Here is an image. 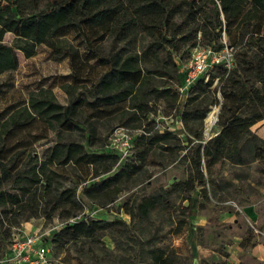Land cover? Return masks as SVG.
Masks as SVG:
<instances>
[{"label": "trees", "instance_id": "16d2710c", "mask_svg": "<svg viewBox=\"0 0 264 264\" xmlns=\"http://www.w3.org/2000/svg\"><path fill=\"white\" fill-rule=\"evenodd\" d=\"M123 12L135 16L133 25L118 22ZM8 34L11 44L5 42ZM76 41L84 46L85 61L104 68L95 81L62 85L66 104L40 87L0 112V260L11 257L15 233L32 219L57 221L49 238L59 249L82 240L98 242L107 231L125 229L122 220L84 216L83 200L111 204L121 192L120 182L132 178L154 148L183 149L185 178L125 203L121 210L132 221L147 220L152 211L167 207L172 195L188 203L178 207L177 215L190 217L194 194L207 201L221 190L230 200L231 182L225 176L219 184L212 179L224 175L227 164L256 162L264 168V139L251 130L264 122V0H0V76L16 69L17 52L31 58L42 45L59 62L73 55ZM224 42L236 50L234 66L228 73L214 68L222 73L221 86L213 87L215 76L200 77L187 90L179 123L186 133L182 146L180 126L154 128L153 107L163 105L169 116L180 97L181 59L197 47L218 51ZM218 104L219 130L204 140L203 120ZM118 127L137 131L131 141L134 162L111 175L119 158L107 147L101 150L105 135ZM51 134L55 141L41 159L36 145ZM68 167L83 179L89 172L93 180L81 187V199L76 197L78 182L64 185ZM182 228L191 236L197 229L180 218L177 238ZM251 240L246 230L240 244ZM148 255L151 264H171V254L162 247L152 246Z\"/></svg>", "mask_w": 264, "mask_h": 264}, {"label": "rangeland", "instance_id": "374dc122", "mask_svg": "<svg viewBox=\"0 0 264 264\" xmlns=\"http://www.w3.org/2000/svg\"><path fill=\"white\" fill-rule=\"evenodd\" d=\"M117 20L122 24L133 25L135 16L128 12H123L118 16ZM66 36L72 37L70 33H67ZM222 39L225 40V37L222 36ZM12 40L13 36L11 34L5 36L7 44H11ZM75 44L76 50L73 55L59 62L54 61L50 51L42 45L37 47L36 55L31 58H25L20 52H17L16 69L0 76V112L6 110L8 107L21 104L27 99L31 91L40 87L51 89L57 101L61 104H66V96L60 89L62 85H74L79 80H85L86 78L95 81L104 68L94 60L85 61L84 46L79 41H76ZM188 58L189 55H185L181 59V64L184 65ZM219 73L217 69L209 70L206 73L205 77L207 78L215 76L213 87L223 84V80L221 82L218 81L222 75V73L221 75ZM216 97L221 100L219 93H216ZM184 102L185 97H179L178 102L167 117L163 114V105L153 107L156 113L150 115L154 116L156 120L155 129H172L180 126V131L177 132L182 142L186 138V133L185 131L184 134L182 133L183 131L179 123L182 119L180 113ZM219 112L220 104L209 107L207 116L202 124V138L204 140L219 130L217 118ZM263 126V121L258 122L252 127V130L257 133ZM116 131H122L121 133L127 134L134 143L137 131L118 127L105 135L104 148L101 152H104L109 139ZM54 141L55 136L51 134L47 140L36 145V152L39 158L42 159L46 156L52 148ZM181 145L184 146L185 143L183 142ZM112 152L119 159L117 166L112 169L111 175L116 174L119 167L123 164H132L134 162L133 148L126 154L120 153L117 150ZM182 154H184V150L181 148H176L173 152H170L168 149L154 148L148 158L142 163L140 170L132 178L128 180L123 179L120 182L121 192L111 204L101 207L83 200L85 205L84 216L90 218L101 217L106 219L107 222L122 220L127 225L125 229L118 227L115 230L107 231L108 235L98 242L82 240L75 244L67 245L62 249L56 248L47 236V233L57 225L56 220L47 221L44 218L29 220L22 223L21 228L17 230L15 235H28L29 233L24 230L34 229V232L29 235L35 233L42 240L46 239L48 241L47 261L58 264H151L148 250L152 246L162 247L168 254H171V264H190L192 255L184 246L182 241L184 238L178 237L179 240H177L175 236L177 220L181 218L188 221L189 218L186 214L181 217L177 215L178 207H186V202H181L172 195L168 197L167 207L160 206L158 209L152 211L149 218L144 221H132L130 216L121 210L122 206L127 202L138 200V198L144 195H152L163 190H168L174 181L183 180L186 174V164L180 160ZM75 174L77 177H75ZM105 177L107 176H100L94 180ZM223 177L224 175L220 173L218 177L212 176V179H214L216 184H219ZM89 178V172L85 175V179H83L82 177H78L74 169L68 167L66 177L62 180L65 186H72L75 182H78L76 197L81 199V187L93 181ZM216 195L214 197L210 193L209 199L204 201L197 194H194L191 201L192 207L194 206L192 212L198 211V214L208 217L207 226L197 227L193 236H197L198 241L213 246L217 244L216 241H213L217 236H227L233 233L231 230H227V223L220 222L221 214L231 212L241 219L240 214L234 211V208L228 203L229 199L223 195L221 190H218ZM222 195L223 198L219 199ZM200 203L204 204L203 209H197ZM242 219L241 222H243ZM184 232L186 233L187 231L182 228V235L185 234ZM177 246L181 248L180 255L175 254Z\"/></svg>", "mask_w": 264, "mask_h": 264}, {"label": "crops", "instance_id": "0c3cea01", "mask_svg": "<svg viewBox=\"0 0 264 264\" xmlns=\"http://www.w3.org/2000/svg\"><path fill=\"white\" fill-rule=\"evenodd\" d=\"M256 134L264 139V126ZM224 176L231 182L228 203L240 214L243 222L231 212L221 214L220 222L227 223V230L233 233L214 238L217 243L214 246L198 241L197 236L184 234L179 237L184 238V246L191 252L190 264H264V168L256 162L248 166L227 164ZM197 212L188 219L189 228L193 230L207 226L208 217ZM246 230L252 234L251 244L241 246ZM24 231L31 234L34 229ZM0 264L16 263L0 260Z\"/></svg>", "mask_w": 264, "mask_h": 264}, {"label": "built area", "instance_id": "2783aa9c", "mask_svg": "<svg viewBox=\"0 0 264 264\" xmlns=\"http://www.w3.org/2000/svg\"><path fill=\"white\" fill-rule=\"evenodd\" d=\"M233 66L234 50L226 45L218 51L212 50L211 48H194L182 68L183 79L181 85L178 87L179 96L186 97L187 90L198 78L204 77L206 80L207 77L205 76L209 70L219 67L228 73ZM121 132L116 131L114 133L109 139L107 148L126 154L132 147L131 138ZM55 229H57V226L48 232L47 236L50 237L51 232ZM47 252L46 239L42 240L35 233L24 236L18 234L14 236L13 244L11 245V257L8 260L16 264H48Z\"/></svg>", "mask_w": 264, "mask_h": 264}, {"label": "water", "instance_id": "95a60500", "mask_svg": "<svg viewBox=\"0 0 264 264\" xmlns=\"http://www.w3.org/2000/svg\"><path fill=\"white\" fill-rule=\"evenodd\" d=\"M186 205H188V203H186Z\"/></svg>", "mask_w": 264, "mask_h": 264}, {"label": "bare ground", "instance_id": "6f19581e", "mask_svg": "<svg viewBox=\"0 0 264 264\" xmlns=\"http://www.w3.org/2000/svg\"><path fill=\"white\" fill-rule=\"evenodd\" d=\"M215 115V114H214ZM208 120V119H207ZM212 122V121H211Z\"/></svg>", "mask_w": 264, "mask_h": 264}]
</instances>
